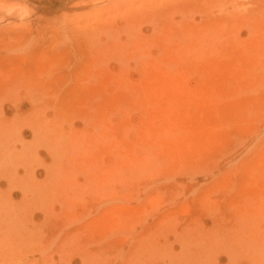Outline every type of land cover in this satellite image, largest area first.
Here are the masks:
<instances>
[{"label":"rangeland","instance_id":"rangeland-1","mask_svg":"<svg viewBox=\"0 0 264 264\" xmlns=\"http://www.w3.org/2000/svg\"><path fill=\"white\" fill-rule=\"evenodd\" d=\"M0 264H264V0H0Z\"/></svg>","mask_w":264,"mask_h":264}]
</instances>
